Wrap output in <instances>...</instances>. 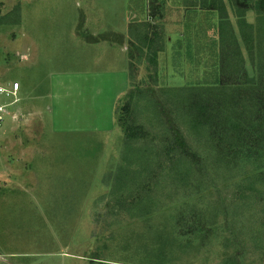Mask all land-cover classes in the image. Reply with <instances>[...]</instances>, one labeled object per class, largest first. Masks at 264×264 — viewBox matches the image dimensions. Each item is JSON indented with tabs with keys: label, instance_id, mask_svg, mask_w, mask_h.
I'll list each match as a JSON object with an SVG mask.
<instances>
[{
	"label": "rangeland",
	"instance_id": "374dc122",
	"mask_svg": "<svg viewBox=\"0 0 264 264\" xmlns=\"http://www.w3.org/2000/svg\"><path fill=\"white\" fill-rule=\"evenodd\" d=\"M203 1L0 0V84H22L0 129V264H97L92 256L105 241L95 235L115 221L105 201L116 177L129 170L132 149L163 142L167 119L174 120L166 110L158 121L140 102L133 120L146 138L126 143L117 119L132 86L128 51L137 58L132 81L161 100L215 82L221 18ZM224 1L235 23L234 6ZM147 23L163 38L157 65L129 47L130 29L142 32ZM182 121L173 124L183 128ZM108 244L101 250L116 258ZM217 255L203 252L194 263L183 256V264H217Z\"/></svg>",
	"mask_w": 264,
	"mask_h": 264
},
{
	"label": "trees",
	"instance_id": "16d2710c",
	"mask_svg": "<svg viewBox=\"0 0 264 264\" xmlns=\"http://www.w3.org/2000/svg\"><path fill=\"white\" fill-rule=\"evenodd\" d=\"M203 2L221 18L215 82L161 100L132 81L137 58L128 51L132 86L117 119L126 143L146 138L144 124L133 120L140 102L160 122L166 110L183 119V128L168 118L163 142L132 149L129 170L116 177L120 183L105 201L115 221L108 234L95 235L105 241L92 256L97 264H183V256L194 263L212 251L217 264H264V0H229L235 23L224 0ZM157 28L130 29L128 40L152 65L164 49ZM150 152L158 156L154 168ZM109 242L116 258L101 250Z\"/></svg>",
	"mask_w": 264,
	"mask_h": 264
},
{
	"label": "built area",
	"instance_id": "2783aa9c",
	"mask_svg": "<svg viewBox=\"0 0 264 264\" xmlns=\"http://www.w3.org/2000/svg\"><path fill=\"white\" fill-rule=\"evenodd\" d=\"M20 92V82L13 81L8 85L0 84V129L6 122V117L11 115V108L18 103ZM15 121L22 118L17 113L12 115Z\"/></svg>",
	"mask_w": 264,
	"mask_h": 264
},
{
	"label": "crops",
	"instance_id": "0c3cea01",
	"mask_svg": "<svg viewBox=\"0 0 264 264\" xmlns=\"http://www.w3.org/2000/svg\"><path fill=\"white\" fill-rule=\"evenodd\" d=\"M126 33V32H125ZM121 34H123V33H121ZM123 47V49L124 50H126V46H124V45H122ZM28 53H25V55H24V57L27 59V57H29V55H27ZM29 59V58H28ZM28 59L27 60H25V61H28ZM21 87H22V84L20 83V90H21ZM36 101H38V100H35V102ZM33 109H35V111H38V108H39V106H38V104H34V106L32 107ZM37 121H40L41 123H42V120L39 118V119H37ZM39 122V123H40ZM60 130H62L63 131V129L61 128Z\"/></svg>",
	"mask_w": 264,
	"mask_h": 264
}]
</instances>
